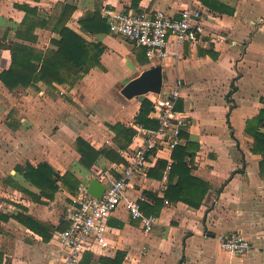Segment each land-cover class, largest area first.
<instances>
[{
    "label": "crops",
    "instance_id": "1",
    "mask_svg": "<svg viewBox=\"0 0 264 264\" xmlns=\"http://www.w3.org/2000/svg\"><path fill=\"white\" fill-rule=\"evenodd\" d=\"M209 2L234 10H214ZM63 4L74 7L66 26L100 42L103 53L100 63L73 84L38 81L10 90L0 78V264L60 263L64 248L58 233L68 225L67 211L77 205L79 186H88L100 173L119 176L116 166L128 163L124 151L143 142L139 126L159 125L153 109L149 118L157 127L137 123L142 99L154 102L158 94L174 88L180 89L175 109L187 117L178 144L189 148L185 167L190 176L209 184L201 205L188 204L180 194H174L178 200L166 197L169 184H177L179 172H185L179 169L171 179L178 145L161 149L136 171L127 188L142 212L156 216L157 223L146 231L120 205L106 221L110 246L94 245L82 264H105L101 257L114 259L119 253L122 264H264L263 156L253 151L255 132L264 133V126L254 128L264 109V0H0V73L10 67L15 42L45 55L57 49L52 39L60 38L56 22ZM107 7L175 17L189 9L192 20L204 28L202 39L179 43L171 35L168 57L152 59L146 47L110 29L91 33L81 25L94 12L105 21L102 11ZM29 25L34 26L33 41L17 34ZM157 64L163 70L160 93L132 98L122 94L128 81ZM117 123L135 131L126 148L115 141L112 126ZM78 137L97 149H116L123 162L101 155L92 167H85ZM41 164L60 175L72 172L81 181L78 192L56 174L51 177L55 184L43 191L37 183L42 173L27 171L32 179L26 174L27 165ZM193 187L200 195L201 185ZM236 230L251 241L252 248L244 254L221 247V236Z\"/></svg>",
    "mask_w": 264,
    "mask_h": 264
},
{
    "label": "built area",
    "instance_id": "2",
    "mask_svg": "<svg viewBox=\"0 0 264 264\" xmlns=\"http://www.w3.org/2000/svg\"><path fill=\"white\" fill-rule=\"evenodd\" d=\"M109 29L116 35L147 48L152 59L168 57V41L174 35L179 43H198L202 39L204 28L195 23L189 9L183 10L180 17L164 12L147 10L124 11L107 7L102 11ZM180 89L170 93L158 94L154 99L153 113L158 121L156 129L139 126L144 135L143 142L124 151L127 164L116 166L119 176L113 177L100 173L98 180L106 188L101 197L88 192V186H79L77 205L66 213L67 227L58 233V240L64 248L59 264H82L85 253L94 249V245L106 249L110 246L107 239V218L120 205H123L131 217L141 221L146 231L157 223L154 215H145L137 197L127 194V188L137 170L143 169L155 153L164 148H173L180 141L187 117L175 109ZM222 249L232 254H244L252 248L251 241L240 230L231 231L220 238Z\"/></svg>",
    "mask_w": 264,
    "mask_h": 264
},
{
    "label": "trees",
    "instance_id": "3",
    "mask_svg": "<svg viewBox=\"0 0 264 264\" xmlns=\"http://www.w3.org/2000/svg\"><path fill=\"white\" fill-rule=\"evenodd\" d=\"M208 6L214 10L219 9L220 11H227L230 13L234 10L233 8H216L210 2ZM34 11L35 9L33 8H28L27 10V12L33 13ZM73 11L74 7L71 5H62L60 15L56 22V28L58 29L60 38L52 39V43L57 46V49L49 51L48 55H45L35 47L24 42H15L10 46L12 52L10 67L0 73L2 82L10 90H14L20 85L23 87L35 86L38 81H42L47 85H53L55 82L59 84H73L78 79L82 78L84 74L88 73L91 68L100 63L99 57L103 53L102 44L97 41H89L66 26ZM105 21L101 18L99 12H94L89 18L81 20V25L89 32L97 33L109 29V26L105 27ZM28 27L29 28H26L25 30H18L17 34L18 36L26 37L27 41H33L36 39V36L32 35L31 32V29H33L34 26L29 25ZM152 109L153 101L148 97H144L140 105L139 113L136 117L137 123L150 128L157 127V124L152 122L149 118V113ZM257 120L258 124L254 128L257 129L260 126H264V109L260 110ZM112 128L116 131L115 141L120 148L128 147L133 140L135 131L120 123L113 125ZM76 143L77 149L81 154L80 162L85 167H92L101 155H104L111 162H123L120 153L112 147L97 149L82 137H78ZM188 149V145H178L174 149L173 156L176 163L172 164L171 179L179 169L183 170L185 173H182L181 171L179 172L180 177L177 184H169L166 191V197L171 200H178V198L174 197V194H180L181 197H185L183 199H185L188 204L199 207L202 203L203 196L209 188V184L197 177L190 176L189 170L185 167L186 157L190 154ZM253 151L262 154L263 158L260 165L261 170H264L263 132H255ZM160 164L165 165L166 162L160 161ZM44 165L46 164H41L37 167L27 165L26 167V174L29 178H31L30 175L32 173H42V175L39 176L40 182L37 181V183L42 184L43 191L46 190L47 186L53 183L55 184V178L52 179L51 177L56 174V179H61L72 192H78V186L81 181L72 172L67 171L64 175H60L51 167ZM27 171H31V174ZM194 185H201V190L199 191L201 192L200 195L195 193L196 189H194ZM122 255V253H119L114 259L101 257V261L105 264H122Z\"/></svg>",
    "mask_w": 264,
    "mask_h": 264
},
{
    "label": "water",
    "instance_id": "4",
    "mask_svg": "<svg viewBox=\"0 0 264 264\" xmlns=\"http://www.w3.org/2000/svg\"><path fill=\"white\" fill-rule=\"evenodd\" d=\"M163 84L162 66L157 64L143 70L137 77L128 81L121 89L122 94L132 98L146 93H160ZM105 184L97 178H92L88 184V192L96 197H101L105 191Z\"/></svg>",
    "mask_w": 264,
    "mask_h": 264
}]
</instances>
